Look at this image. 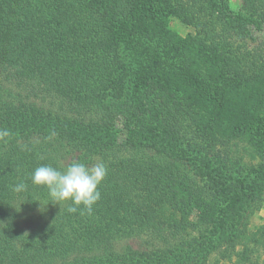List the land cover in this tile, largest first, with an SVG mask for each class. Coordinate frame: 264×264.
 Returning a JSON list of instances; mask_svg holds the SVG:
<instances>
[{
    "label": "trees",
    "instance_id": "trees-1",
    "mask_svg": "<svg viewBox=\"0 0 264 264\" xmlns=\"http://www.w3.org/2000/svg\"><path fill=\"white\" fill-rule=\"evenodd\" d=\"M171 16L197 37L165 30ZM248 24H264V0L237 13L228 0H0V129L13 133L0 142V264H206L236 252L264 202V165L235 162L214 136L264 150V44L229 42ZM205 134L213 141L197 142ZM73 160L106 164L101 199L91 213L41 209L48 192L32 172ZM252 236L264 242V227Z\"/></svg>",
    "mask_w": 264,
    "mask_h": 264
},
{
    "label": "rangeland",
    "instance_id": "rangeland-1",
    "mask_svg": "<svg viewBox=\"0 0 264 264\" xmlns=\"http://www.w3.org/2000/svg\"><path fill=\"white\" fill-rule=\"evenodd\" d=\"M242 0H228V6H229V12L237 13L241 7ZM217 13V12H216ZM213 17H215V13L212 14ZM208 21L213 22L214 18L209 17ZM165 30L171 32L174 34V36L179 39L180 41H185L188 43L189 41H192L191 39L194 37H197V28L193 25L185 24L183 21L179 20L176 17H169L166 21ZM215 29H219L218 24H215L213 26ZM245 33L246 38L244 41L240 39L237 36H232V38L229 40L231 42L232 49L236 46L241 47L244 52H253L260 44H264V24H260L257 26L248 24L245 26ZM244 33V36H245ZM180 47H182V51L184 53L185 58L184 60H188V54L186 49H189L190 47L184 46L182 43H178ZM118 133H117V142L125 141V139L128 136L127 127L124 126L123 119H118L115 125ZM221 130H219V133L215 135V139L224 143V146L222 144H215V147L218 150L227 151L229 157L235 160V162H238L239 164H242L245 167H258L261 165H264V150L262 151H256L254 148L248 144V141L242 137V138H231L226 144V139L221 137ZM213 136L205 134L203 135V140H199L197 138V142L206 145L209 141H213ZM201 138V136H200ZM236 180V178H234ZM255 181H251V183L243 184V195L241 202L245 203L246 200V194L245 191L249 193V189H251L254 186ZM244 205V204H242ZM246 205V204H245ZM199 212V211H198ZM242 212L241 207L238 205L236 206L235 210L232 212L229 211L225 216L228 217V219L232 222L236 221L238 217L240 216V213ZM195 213L192 212V215L190 216L192 220L195 218ZM200 213V212H199ZM30 222L29 218H23L21 221V226H27ZM264 227V202L262 205L259 206V209H255L252 213H250V216H248V239H245L244 242L239 243L235 246V251L231 255H227V257L222 258L221 252L219 253H213L211 254L206 264H264V242H259L260 240L253 237V234H257L258 230H261ZM258 242H255L254 240H257ZM245 249V253L248 255V258L244 260L243 262H239V257L237 256V253H241ZM226 256V255H225Z\"/></svg>",
    "mask_w": 264,
    "mask_h": 264
},
{
    "label": "clouds",
    "instance_id": "clouds-1",
    "mask_svg": "<svg viewBox=\"0 0 264 264\" xmlns=\"http://www.w3.org/2000/svg\"><path fill=\"white\" fill-rule=\"evenodd\" d=\"M12 136L11 130L0 129V142L7 143ZM107 174L108 168L103 162L88 166L79 160H73L62 170L52 165H41L34 169L30 180L32 185L47 189L48 200L39 202L41 209L49 204L60 205L70 202L67 208L69 213H75L79 209L91 213L101 199L99 186ZM27 187L25 182L20 181L12 187V190L22 193Z\"/></svg>",
    "mask_w": 264,
    "mask_h": 264
}]
</instances>
